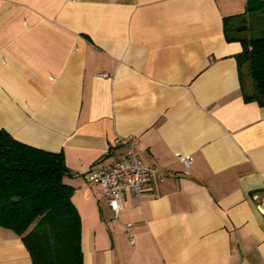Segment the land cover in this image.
<instances>
[{"label": "crops", "instance_id": "0c3cea01", "mask_svg": "<svg viewBox=\"0 0 264 264\" xmlns=\"http://www.w3.org/2000/svg\"><path fill=\"white\" fill-rule=\"evenodd\" d=\"M246 1L0 0V130L63 154L82 264H264V107L224 36ZM125 137L163 180L114 217L83 175ZM0 264H31L2 227Z\"/></svg>", "mask_w": 264, "mask_h": 264}, {"label": "trees", "instance_id": "16d2710c", "mask_svg": "<svg viewBox=\"0 0 264 264\" xmlns=\"http://www.w3.org/2000/svg\"><path fill=\"white\" fill-rule=\"evenodd\" d=\"M264 13V0H247L246 14ZM224 22L227 42H238V67L247 66L252 87L246 103L264 107V30L257 38H237L242 24ZM71 173L62 153L44 151L0 130V227L14 232L31 264H82L81 222L64 179Z\"/></svg>", "mask_w": 264, "mask_h": 264}, {"label": "built area", "instance_id": "2783aa9c", "mask_svg": "<svg viewBox=\"0 0 264 264\" xmlns=\"http://www.w3.org/2000/svg\"><path fill=\"white\" fill-rule=\"evenodd\" d=\"M114 148L123 147L124 152L111 156L107 167L83 175L85 181L99 188L102 197L109 203L111 212L117 217L126 205L128 198L136 199L143 195L154 180L162 181L160 167L145 165L141 158L143 146L135 137L118 138L113 143ZM178 163L185 173L189 172L194 163L190 155L175 154ZM264 214V211L260 209ZM130 224L125 226L129 233ZM134 245V238L130 237Z\"/></svg>", "mask_w": 264, "mask_h": 264}, {"label": "rangeland", "instance_id": "374dc122", "mask_svg": "<svg viewBox=\"0 0 264 264\" xmlns=\"http://www.w3.org/2000/svg\"><path fill=\"white\" fill-rule=\"evenodd\" d=\"M242 24L246 29L243 32L234 33L232 35L237 38H257L264 30V13H252Z\"/></svg>", "mask_w": 264, "mask_h": 264}]
</instances>
